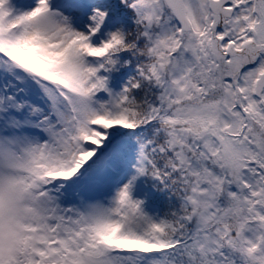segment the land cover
I'll return each instance as SVG.
<instances>
[{
    "label": "snow or ice",
    "instance_id": "obj_1",
    "mask_svg": "<svg viewBox=\"0 0 264 264\" xmlns=\"http://www.w3.org/2000/svg\"><path fill=\"white\" fill-rule=\"evenodd\" d=\"M0 264H264V0H0Z\"/></svg>",
    "mask_w": 264,
    "mask_h": 264
}]
</instances>
